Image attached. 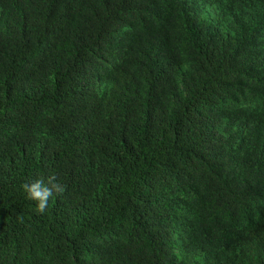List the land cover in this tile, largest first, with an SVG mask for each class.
<instances>
[{"label":"trees","instance_id":"1","mask_svg":"<svg viewBox=\"0 0 264 264\" xmlns=\"http://www.w3.org/2000/svg\"><path fill=\"white\" fill-rule=\"evenodd\" d=\"M0 264H264V0H0Z\"/></svg>","mask_w":264,"mask_h":264},{"label":"clouds","instance_id":"2","mask_svg":"<svg viewBox=\"0 0 264 264\" xmlns=\"http://www.w3.org/2000/svg\"><path fill=\"white\" fill-rule=\"evenodd\" d=\"M26 190L30 198L38 201L39 209L43 211L46 201L52 194L51 191L44 188L39 182L27 187Z\"/></svg>","mask_w":264,"mask_h":264}]
</instances>
